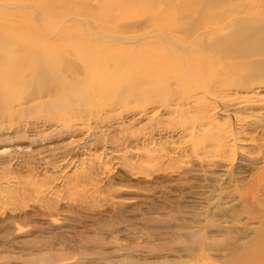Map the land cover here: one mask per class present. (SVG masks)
<instances>
[{"label":"rangeland","instance_id":"1","mask_svg":"<svg viewBox=\"0 0 264 264\" xmlns=\"http://www.w3.org/2000/svg\"><path fill=\"white\" fill-rule=\"evenodd\" d=\"M65 1L0 0V26L63 47L68 81L0 103V264H234L264 228V74L236 59L227 21H262L264 0L221 1L208 24L214 9L179 14L183 0L111 20Z\"/></svg>","mask_w":264,"mask_h":264},{"label":"bare ground","instance_id":"2","mask_svg":"<svg viewBox=\"0 0 264 264\" xmlns=\"http://www.w3.org/2000/svg\"><path fill=\"white\" fill-rule=\"evenodd\" d=\"M25 1H28L30 4L33 5V7L41 10L43 14H49V13L51 14L53 9L55 8L61 10V13L62 11L68 8H72L71 4H68L65 0H25ZM221 1L227 2L231 0H183V5L181 4L183 7L178 6V8L175 9L174 11L178 12L179 14L181 9H182L181 11L196 10L200 12L201 10H203V8L205 9L206 6L208 8L214 9L213 10L214 14L209 13L208 14L209 16H206V18L204 19L207 21V24L213 23L214 21H215L214 23H216V20L219 19L222 21L225 18L224 16L227 14L225 13L226 12L225 9L221 11L219 10L220 8L218 4H220L219 2ZM153 2H155V0L154 1L153 0H97V3L94 5L96 7L95 8L94 6H89V3L86 4L85 1L83 0L80 1L77 0L76 1L77 5L74 3V5L72 6L77 7L76 11L79 10V13L81 12L82 14L83 11H87L85 13L89 15L91 14L89 13L90 10L92 12L93 9L95 8V11L98 10L101 11L100 13L103 14L105 18L109 19L111 17L110 10L117 6L125 9H130L133 6L137 5L138 3L151 5ZM142 7L144 8V6ZM149 7L151 6H148V8ZM162 15L163 13L161 14L159 13L158 15L151 17V19H155L156 21H161V19L159 18ZM247 15L244 17L245 19L252 17ZM45 17L42 18L46 20ZM241 21H243L241 17L233 21L232 20L227 21V30H228L227 36L229 42L231 43L232 46L231 48L233 49L232 51L235 52L237 56L236 59L241 56L254 57V59L248 60L249 65L253 68H258L259 69L258 71L264 74V60H263L264 59V19L262 21L255 20L247 24L246 23L242 24L238 28L235 27V25ZM161 22H162V26L159 25V27L164 28L172 23V19L170 18V16L166 15V19H164ZM192 25L194 24L191 23V26ZM195 29L196 28L188 27L189 32H187L186 35L187 34L189 35V33H194L195 31L193 32V30ZM208 35L211 36V34L209 33ZM190 36L192 35L190 34ZM204 40L205 39L203 36L200 37V33L197 34L195 37V42L202 43ZM188 44L189 42L187 43V45ZM62 53H63V47H60L54 44L53 42L43 40L42 38H40L39 33L34 31V29L27 28L26 30L25 29L23 30L13 24L11 25V27L0 26V59H2L0 61H2L4 65V66H0V103L3 104L2 108H8L10 99H13V97H15V95L21 90H25V89L29 90V88L32 86L40 87L44 84V82L53 81L54 78L56 79L54 81L56 83L58 82L60 86L63 87L64 85L68 86V81L64 79L61 76V74H59L61 70L60 72H57L58 71L57 69L60 68L57 67L56 63H58V59L59 61H61L60 60L61 58L59 57L62 56ZM232 65L233 68L240 66L238 62H235L234 60ZM162 67L160 68V71L162 69L164 70V67L163 68ZM25 71H27V75H24ZM3 73H6L5 77L2 76ZM113 75L114 74L111 71L107 72L106 74L104 73L102 75V77L104 78L103 85L105 88L106 87L110 88L111 86H113L114 83L112 81ZM69 88L70 90L73 89L72 86H69ZM57 104L59 103H56V100L53 101L52 107L58 108L59 105ZM258 234H259L257 235L258 239L253 244L251 250L247 249L246 252L241 253L240 256H239L240 253L238 252L237 255L239 257L238 258L236 257L237 258L236 261L238 264H264V256H262V253L264 254V228ZM117 264H126V262L120 260Z\"/></svg>","mask_w":264,"mask_h":264}]
</instances>
